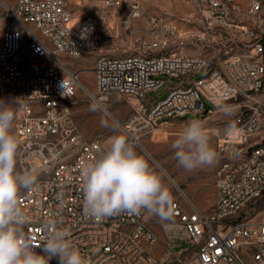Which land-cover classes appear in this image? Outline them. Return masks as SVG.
<instances>
[{"label":"built area","instance_id":"2783aa9c","mask_svg":"<svg viewBox=\"0 0 264 264\" xmlns=\"http://www.w3.org/2000/svg\"><path fill=\"white\" fill-rule=\"evenodd\" d=\"M97 1L104 14H142L140 0ZM189 1L203 33L221 39L219 47L206 54L158 49L175 29L168 24L144 52L100 54L94 93L70 60L101 51L100 16H76L68 0L0 1V100L20 104L18 170L38 173L37 190L22 189L19 197L28 216L23 230L40 246L37 253H44L48 221L56 220L88 264H264V215L251 213L264 193V0ZM79 86L103 102L114 95L137 101L123 126L133 143L191 113L206 118L223 105L236 109L215 140L219 166L211 208L201 209L184 192L173 199L192 255L167 246L156 256L158 235L145 213L100 222L83 213L80 166L97 158L109 140L86 138L74 120L71 101ZM161 88L164 98L150 95Z\"/></svg>","mask_w":264,"mask_h":264},{"label":"clouds","instance_id":"9594fccd","mask_svg":"<svg viewBox=\"0 0 264 264\" xmlns=\"http://www.w3.org/2000/svg\"><path fill=\"white\" fill-rule=\"evenodd\" d=\"M231 106L223 105L228 114ZM91 111L101 113L102 126L117 131L121 123L108 111L101 100L92 99ZM16 111L0 102V264H49L58 258V264H88L74 245L67 230L57 228L56 220L48 221L41 255L35 251L32 239L25 233L28 216L19 204L21 190H37V170L17 169L19 140L13 128ZM178 166L185 171L213 166L218 154L201 120L189 121L171 145ZM83 179V213L97 222L125 212L145 213L162 222L174 215L173 194L149 158L136 150L124 133L110 138L97 158L81 164Z\"/></svg>","mask_w":264,"mask_h":264},{"label":"rangeland","instance_id":"374dc122","mask_svg":"<svg viewBox=\"0 0 264 264\" xmlns=\"http://www.w3.org/2000/svg\"><path fill=\"white\" fill-rule=\"evenodd\" d=\"M0 1L13 2L14 0ZM68 1L76 16L95 13L101 17V51L70 60V62L73 61V69L79 72L84 86L92 93L95 90L94 65L100 54L118 56L144 52L147 42L151 40L154 34H162L168 24L174 25L175 29L170 35H164V38L167 37L166 44L161 43L158 47L165 52L206 54L213 47H219L221 42L219 37L208 32L203 33L205 28L189 0H140L142 14L135 18H129L123 12L104 14L101 12L97 0ZM86 88L79 86L71 101L74 120L84 132L85 137L88 139L104 138L110 141L112 136L124 133L131 141L123 126L135 111L137 101L118 98L114 95L110 101L103 102L108 111L121 123V128L117 131L111 127L102 126L101 113L90 110L93 98ZM150 95H157L156 100H158L164 98L167 91L165 88H161L159 91L150 92ZM0 102L12 105L16 112L20 107V104L14 100H0ZM235 111L233 106L230 108L231 114L226 113L221 108L214 115L206 118L200 114L191 113L187 119L180 120L182 118H179L168 127L159 126L158 128L161 130L147 133L139 139L133 140L136 150L147 156L150 163L158 171L164 173L165 182L171 188L173 199L184 192L201 209L208 210L211 208L215 197L218 160L213 166L185 171L178 166L171 145L189 121L198 119L204 123L210 144L215 150L217 136L227 129ZM15 122L13 131L17 136ZM251 207V213L264 215V193L251 204ZM148 217L158 235V243L152 251L156 256H161L167 246L179 250L184 249L188 256L193 254L194 250L189 243L188 233L177 217L173 215L170 221L163 222L156 216L148 215ZM38 254L43 255L45 253ZM49 264H53V259Z\"/></svg>","mask_w":264,"mask_h":264},{"label":"crops","instance_id":"0c3cea01","mask_svg":"<svg viewBox=\"0 0 264 264\" xmlns=\"http://www.w3.org/2000/svg\"><path fill=\"white\" fill-rule=\"evenodd\" d=\"M2 27H3V23H0V28H1V30H2ZM1 30H0V31H1ZM204 210H206V209H204Z\"/></svg>","mask_w":264,"mask_h":264},{"label":"bare ground","instance_id":"6f19581e","mask_svg":"<svg viewBox=\"0 0 264 264\" xmlns=\"http://www.w3.org/2000/svg\"><path fill=\"white\" fill-rule=\"evenodd\" d=\"M161 130L160 128L156 129L155 131Z\"/></svg>","mask_w":264,"mask_h":264}]
</instances>
